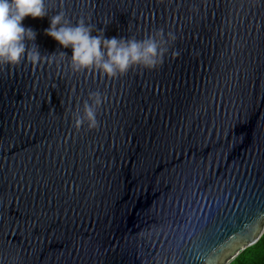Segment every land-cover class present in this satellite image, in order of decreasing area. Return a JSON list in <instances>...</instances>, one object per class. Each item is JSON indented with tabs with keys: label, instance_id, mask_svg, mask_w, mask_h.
Here are the masks:
<instances>
[{
	"label": "water",
	"instance_id": "1",
	"mask_svg": "<svg viewBox=\"0 0 264 264\" xmlns=\"http://www.w3.org/2000/svg\"><path fill=\"white\" fill-rule=\"evenodd\" d=\"M43 11L23 21L42 59L0 64V264H228L255 243L264 0H43ZM57 13L164 51L111 77L74 69L44 34Z\"/></svg>",
	"mask_w": 264,
	"mask_h": 264
},
{
	"label": "clouds",
	"instance_id": "2",
	"mask_svg": "<svg viewBox=\"0 0 264 264\" xmlns=\"http://www.w3.org/2000/svg\"><path fill=\"white\" fill-rule=\"evenodd\" d=\"M43 0H0V64L15 65L23 56L32 64L42 57L38 46L29 50L25 41L36 40L33 28L25 26L27 18H43ZM44 34L52 38L62 49H70L71 62L74 69L95 67L111 77L116 72L126 71L130 65L143 63L146 67L155 64V58L163 53L154 37L146 40H125L117 36H105L103 32L91 34V26L78 21L69 25L63 18V13H57L48 19V27ZM174 39V37H173ZM95 98L90 104H83L84 119L89 121V127L96 126L93 105H99L98 94H90ZM82 118L76 116L75 124L79 126Z\"/></svg>",
	"mask_w": 264,
	"mask_h": 264
},
{
	"label": "trees",
	"instance_id": "3",
	"mask_svg": "<svg viewBox=\"0 0 264 264\" xmlns=\"http://www.w3.org/2000/svg\"><path fill=\"white\" fill-rule=\"evenodd\" d=\"M228 264H264V232L255 243L240 251Z\"/></svg>",
	"mask_w": 264,
	"mask_h": 264
}]
</instances>
